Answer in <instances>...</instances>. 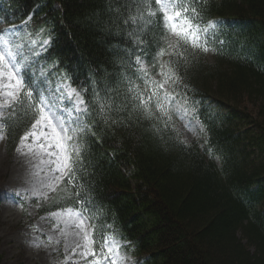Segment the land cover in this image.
I'll list each match as a JSON object with an SVG mask.
<instances>
[{
  "label": "trees",
  "instance_id": "1",
  "mask_svg": "<svg viewBox=\"0 0 264 264\" xmlns=\"http://www.w3.org/2000/svg\"><path fill=\"white\" fill-rule=\"evenodd\" d=\"M195 7L202 26L216 20L208 45L214 60L184 46L182 59H160L174 60L179 84L165 88L187 98L204 124L205 147L183 137L175 111L168 120L153 107L150 119L127 102L125 76L145 90L134 71L137 55L151 77L162 79L153 62L159 15L140 28L125 23L135 15L131 0H0V29H20L30 17L28 30L50 37L35 58L83 92L90 115L77 175L80 198L100 209V219L90 221L97 239L109 225L104 231L128 242L136 264H264V0H203ZM93 85L111 106L103 115L91 103ZM30 124L25 109L5 123L10 154ZM66 186L58 185L40 211L66 206Z\"/></svg>",
  "mask_w": 264,
  "mask_h": 264
},
{
  "label": "snow or ice",
  "instance_id": "2",
  "mask_svg": "<svg viewBox=\"0 0 264 264\" xmlns=\"http://www.w3.org/2000/svg\"><path fill=\"white\" fill-rule=\"evenodd\" d=\"M199 3H203V0H131L135 15L130 12L126 24L130 22L134 27L140 28L145 25L151 26L154 18L159 15L161 35L158 38L159 43L156 45L153 62L158 66V75L162 79L156 80L149 75L139 55L134 60L136 65L134 71L137 78L144 81L145 90H141L133 80L125 76L128 85L127 102L134 109L143 112L147 118L154 117L153 107L161 118L168 120H171L172 111L182 119L188 115L187 98L185 97L181 102L179 93L169 92L165 88L169 83L173 86L179 84V77L171 67L174 60L163 61L160 58L167 54L182 59L184 53L180 51L181 46L204 52L210 50L208 47L212 38L210 29H214L215 26L211 22L207 26L199 23L201 16L195 7V4ZM22 27H27V23ZM18 31L19 27L16 30L0 29V114L11 110L9 117L0 115V139L4 138L6 131L4 124L6 122L10 124L15 119L17 109H25L31 115V124L20 136L16 151L21 154L24 152L35 154L39 157L40 170L50 169L43 180L36 182L40 188L31 189L32 195L38 196L41 189L45 188L56 192L57 186L64 184L66 180L67 186L61 189L65 194L60 197V200L66 202V206L58 204V210L51 212L50 218L63 223L65 227L71 226L76 229L75 235L79 243L72 249L73 255L79 250L78 254L85 264H124L125 257L121 254V247L127 245H122L116 235L104 231L110 228L106 224L101 226L97 239V225L90 221L100 219V209L93 205L90 199L80 198V189L83 185L79 184L77 174L84 171V161L81 156V145L76 141L79 134L84 132L83 117L90 115L88 108L84 105L83 98L70 84L57 80L53 88L43 73H41L43 77L41 81L34 79V73L31 71V64L34 61L30 57L39 55V52L32 50L37 42L29 41L26 53L24 44L18 42ZM172 37L175 38L174 42L170 40ZM134 43L142 44L139 40ZM159 44L166 45L168 51L166 52ZM49 45L48 39L40 41V52L46 50ZM25 76H27V84ZM104 90L108 91L107 86ZM92 97L91 103L99 107L101 115L106 106L111 107L101 101L95 85H93ZM65 98L71 103V108L62 106ZM209 152L211 154V149ZM16 195L19 197L21 193ZM44 199H47L46 195ZM73 203L75 206H72ZM48 239L51 242L52 238L48 237ZM89 257L91 260L88 259ZM67 260H71V257L66 256ZM72 264H79V261L73 260Z\"/></svg>",
  "mask_w": 264,
  "mask_h": 264
},
{
  "label": "rangeland",
  "instance_id": "3",
  "mask_svg": "<svg viewBox=\"0 0 264 264\" xmlns=\"http://www.w3.org/2000/svg\"><path fill=\"white\" fill-rule=\"evenodd\" d=\"M41 32L29 31L27 27L18 31V42L24 44L26 53L29 41L37 42L32 50L40 53V41L49 40V37L43 36ZM170 40L174 42L175 38L172 37ZM32 58L30 57L31 60ZM207 58L210 62L214 60L211 50L207 52ZM33 61L31 66L37 69L39 74L43 73L46 76L49 72L47 67L37 60ZM141 61L145 68H149L145 59ZM57 80L70 84L64 75L55 73H52L48 83L55 88ZM71 87L83 98L79 89L73 85ZM166 89L168 90L169 87L167 86ZM62 106L71 108L72 105L65 98ZM188 109L186 118L182 119L177 115L178 127L187 141L198 142L205 147L206 135L203 124L193 115L189 107ZM7 113L8 110L0 115L5 116ZM83 124L86 127L84 119ZM76 142L80 143L79 136ZM16 149L12 154L8 152L4 133V138L0 139V253L3 254L4 264H72L73 260L79 261V264H85L78 254L79 250L76 255L72 252L79 243L75 235L76 229L71 226L65 227L63 223L50 218V213L58 209L51 212L40 211L41 205L50 200L53 192L45 188L41 189L38 196H33L31 193V189L40 188L36 182L43 180L50 169L41 171L39 157L26 152L21 154ZM16 193H21V196L18 197ZM45 195L47 199H44ZM25 196L27 199H23ZM17 200L20 202L17 203ZM48 237L52 238L51 242ZM120 240L122 245L127 243ZM121 254L125 257L124 264L136 263V256L125 246L121 247ZM66 256L71 257V260L66 261ZM88 259L91 260V257Z\"/></svg>",
  "mask_w": 264,
  "mask_h": 264
}]
</instances>
